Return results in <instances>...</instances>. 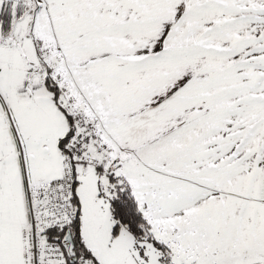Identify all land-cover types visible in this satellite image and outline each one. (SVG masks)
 I'll return each instance as SVG.
<instances>
[{"label":"snow or ice","instance_id":"obj_1","mask_svg":"<svg viewBox=\"0 0 264 264\" xmlns=\"http://www.w3.org/2000/svg\"><path fill=\"white\" fill-rule=\"evenodd\" d=\"M0 264H264V0H0Z\"/></svg>","mask_w":264,"mask_h":264}]
</instances>
